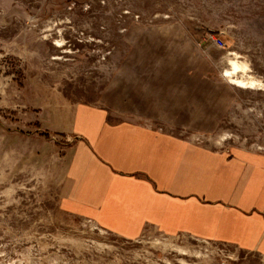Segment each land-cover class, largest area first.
I'll return each mask as SVG.
<instances>
[{
    "label": "rangeland",
    "instance_id": "374dc122",
    "mask_svg": "<svg viewBox=\"0 0 264 264\" xmlns=\"http://www.w3.org/2000/svg\"><path fill=\"white\" fill-rule=\"evenodd\" d=\"M234 65L256 85L232 83ZM124 70L145 90L225 95L217 122L170 133L264 152V0H0V264H264L152 227L126 239L60 209L61 128L77 104H105Z\"/></svg>",
    "mask_w": 264,
    "mask_h": 264
},
{
    "label": "crops",
    "instance_id": "0c3cea01",
    "mask_svg": "<svg viewBox=\"0 0 264 264\" xmlns=\"http://www.w3.org/2000/svg\"><path fill=\"white\" fill-rule=\"evenodd\" d=\"M127 73L114 76L105 104H77L61 128L71 139L60 209L126 239L152 227L264 256V152L210 148L169 132L217 122L225 108L217 114L212 100L225 95L145 90Z\"/></svg>",
    "mask_w": 264,
    "mask_h": 264
},
{
    "label": "bare ground",
    "instance_id": "6f19581e",
    "mask_svg": "<svg viewBox=\"0 0 264 264\" xmlns=\"http://www.w3.org/2000/svg\"><path fill=\"white\" fill-rule=\"evenodd\" d=\"M245 68V66L244 65H234L233 66V70H231L230 71V73L228 72V73H226V75H228V74H230V75H232V76H230L231 77V79H230V81L232 82V83H239V84H242V85H245L246 87H249V86H251L252 84H254V85H256L255 84V80L254 79H244V78H242V77H233V75L235 74V73H237V71H239V70H243ZM250 78V77H249ZM252 78V77H251ZM263 84V83H262ZM257 85H258V83H257ZM264 85V84H263ZM262 85V86H263Z\"/></svg>",
    "mask_w": 264,
    "mask_h": 264
},
{
    "label": "built area",
    "instance_id": "2783aa9c",
    "mask_svg": "<svg viewBox=\"0 0 264 264\" xmlns=\"http://www.w3.org/2000/svg\"><path fill=\"white\" fill-rule=\"evenodd\" d=\"M214 39V41H215V43H216V40H215V38H213Z\"/></svg>",
    "mask_w": 264,
    "mask_h": 264
}]
</instances>
